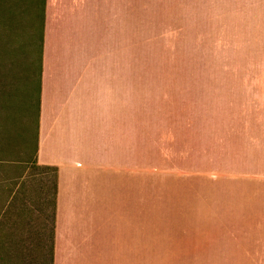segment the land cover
I'll return each mask as SVG.
<instances>
[{"label":"rangeland","instance_id":"rangeland-1","mask_svg":"<svg viewBox=\"0 0 264 264\" xmlns=\"http://www.w3.org/2000/svg\"><path fill=\"white\" fill-rule=\"evenodd\" d=\"M41 25L42 0H0L9 264H47L52 240L55 172L34 162ZM132 56L136 264L264 262V0H135Z\"/></svg>","mask_w":264,"mask_h":264},{"label":"crops","instance_id":"crops-1","mask_svg":"<svg viewBox=\"0 0 264 264\" xmlns=\"http://www.w3.org/2000/svg\"><path fill=\"white\" fill-rule=\"evenodd\" d=\"M134 9L42 0L34 162L55 172L47 264H136Z\"/></svg>","mask_w":264,"mask_h":264}]
</instances>
